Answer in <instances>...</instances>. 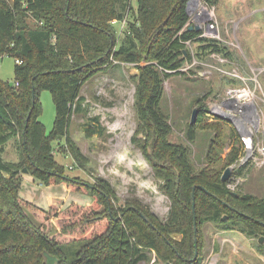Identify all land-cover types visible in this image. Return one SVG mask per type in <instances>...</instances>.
Segmentation results:
<instances>
[{
    "label": "trees",
    "instance_id": "1",
    "mask_svg": "<svg viewBox=\"0 0 264 264\" xmlns=\"http://www.w3.org/2000/svg\"><path fill=\"white\" fill-rule=\"evenodd\" d=\"M189 1L137 0L134 6L132 0H0V57L16 61L13 85L0 78V264H138L150 260L153 251L161 262L197 264L202 246L195 216L199 228L212 221L224 230L264 235V196L233 191L222 180L236 153L222 163L211 144L207 159L220 166L198 169L190 145L170 139L173 126L161 108L164 80L184 73L180 68L194 55L234 56L221 40L189 28ZM125 17L128 29L119 31L114 21ZM187 41L199 42L194 55ZM122 63L139 69L132 76L138 118L133 141L170 199L164 219L138 201L118 207L119 196L108 180L96 176L94 183L82 182L55 157L53 142L64 137L74 161L84 165L85 156L69 136L74 112H87L81 88ZM42 90L51 92L55 104L49 133L40 120ZM203 99L197 100V122L189 124L190 142L209 111ZM214 125L220 138L221 127L209 124ZM10 141L17 145L18 160L4 157ZM25 168L45 185L87 192L92 200L86 205L73 201L65 209L28 201L20 196ZM195 185L204 188L197 186L193 193ZM196 239L199 253L193 260Z\"/></svg>",
    "mask_w": 264,
    "mask_h": 264
},
{
    "label": "rangeland",
    "instance_id": "2",
    "mask_svg": "<svg viewBox=\"0 0 264 264\" xmlns=\"http://www.w3.org/2000/svg\"><path fill=\"white\" fill-rule=\"evenodd\" d=\"M136 1L133 0V4ZM200 5L214 11L220 34L218 40L224 42L234 56L228 58L221 54H209L197 58L196 63L183 70L184 73L172 74L164 80L161 108L173 126L170 139L190 145L198 169L207 165L209 169L220 166L221 162L207 159L211 144L218 147L216 151H219L218 157L222 158V163H225L228 155L236 153L235 160L226 166L233 167V173L227 180L231 189L263 197L264 0H201ZM115 25L119 28L121 23L116 22ZM119 45L120 41L116 47ZM198 45L196 41L190 43L193 54L197 52ZM219 57L226 59L225 62ZM189 63H183V68ZM15 64L13 57H0L2 80H15ZM138 72L134 64L122 63L95 75L82 86L81 95L89 102L87 112H74L69 136L85 156L84 165L80 167L74 161L66 138L54 141L53 146L56 160L65 165L69 176L91 183L95 182L96 176L104 178L113 185L119 196L116 202L118 207L129 201H138L164 219L169 212L170 199L163 192L161 181L155 177L152 165L133 141L138 118L135 108L136 84L132 76ZM229 89H247L253 95L241 103L229 102L225 100ZM203 97L201 104L209 110L215 105L222 108L225 102L232 108L233 116H239L242 120L240 123L229 122L208 111L205 121L197 129L196 140L190 142L187 133L192 111L197 107V100ZM40 100V120L49 133L55 119L51 92L42 90ZM212 123H219L220 138L217 136V126H209ZM92 126L95 130L89 134ZM245 131L252 133L253 144L248 148L241 138ZM140 139H143L142 136ZM4 157L8 160L19 159L14 141L6 146ZM22 177L20 196L45 209L51 203L65 209L73 201L86 205L92 200L87 192L70 191L57 184L45 185L28 172H24ZM197 228L202 246V257L197 264H264V248L259 247L264 245V241L259 243L260 237H264L261 233L248 236L239 229L224 230L212 221ZM151 256L150 260H142L138 264L161 262L155 251Z\"/></svg>",
    "mask_w": 264,
    "mask_h": 264
},
{
    "label": "built area",
    "instance_id": "3",
    "mask_svg": "<svg viewBox=\"0 0 264 264\" xmlns=\"http://www.w3.org/2000/svg\"><path fill=\"white\" fill-rule=\"evenodd\" d=\"M132 3H133V0H132ZM200 3H201V0H190L189 1L188 7H189L190 20L187 25L200 24L203 27L201 36L213 37L217 39L220 38V34L218 32L216 21L214 18V11H211L208 7L201 6ZM114 22L121 23L119 31H124L128 29V18L127 17H125L121 21L115 20ZM190 43H191L190 41H187V44L189 46H190ZM213 55L218 56L217 53H213ZM219 58L223 62H225L224 60H226V59H222L221 57ZM197 60H198L197 57L194 55L189 65H187L185 69L183 68V66L180 69L181 70L189 69L190 65L196 63ZM229 73L233 74L231 72ZM243 94H246V95H243ZM252 95L253 93L251 91H247V89H229L225 95V100L229 102L241 103V102H244L252 98ZM232 111H233L232 108L224 102V105L222 108L217 107L215 105L214 107L210 108L209 113L223 120L224 118H222L221 116L231 118L232 119L231 122L240 123L242 119L239 116L234 117ZM251 136H252L251 132L245 131L244 135H242L241 137L247 148L253 144V140ZM70 167L73 168V165H71ZM229 186L231 187L230 183H229Z\"/></svg>",
    "mask_w": 264,
    "mask_h": 264
},
{
    "label": "water",
    "instance_id": "4",
    "mask_svg": "<svg viewBox=\"0 0 264 264\" xmlns=\"http://www.w3.org/2000/svg\"><path fill=\"white\" fill-rule=\"evenodd\" d=\"M188 13H189V7H188ZM189 28H190V29L195 28L197 31H201L203 27H202V25H200V24H196V25H190ZM10 85H13V82H10ZM198 113H199V110H198L197 107H195V108L193 109V111H192V115H191V120H190V123H191V124H194V123L197 122ZM221 117L224 118L226 121H229V122L232 121V119L229 118V117H224V116H221ZM24 172H27V169H26V168L24 169ZM232 173H233V167H232V166H228V167L225 169V171H224V173H223V175H222V180H223V181H227ZM87 184L90 185V186H93V185L90 184V183H87ZM161 185H162V184H161ZM197 186H199V187H201V188H204V186H202V185H195V186L193 187V193L195 192V189L197 188ZM194 199H195V197H194ZM195 207H196V203H195V201H194V202H193V212H194V215H195V212H196ZM230 207H231V206H230ZM130 208H133V209L138 210L134 205H131ZM240 214L245 215V213H243V212H240ZM140 215H141L145 220H147V218L144 216V214H143L142 212H140ZM120 217H122V215H120L119 218H120ZM224 218H225V217H224ZM262 223L264 224V222H262ZM197 230H198V228H197L196 216H195V235H197ZM259 241L262 243V242L264 241V237H260ZM195 248H196V251H195V256H194L193 260H195V259L198 257V253H199V252H198V242H197V239L195 240ZM154 264H171V262H158V263H154Z\"/></svg>",
    "mask_w": 264,
    "mask_h": 264
},
{
    "label": "bare ground",
    "instance_id": "5",
    "mask_svg": "<svg viewBox=\"0 0 264 264\" xmlns=\"http://www.w3.org/2000/svg\"><path fill=\"white\" fill-rule=\"evenodd\" d=\"M246 95V94H243ZM221 110V109H220ZM131 111V110H130ZM222 111V110H221ZM119 113V112H118ZM126 119V118H125ZM121 122V119L119 120V123ZM127 123V122H126ZM113 126V125H112ZM131 126V125H130ZM122 127V126H121ZM117 128V127H116ZM122 130V129H121ZM124 132V131H123Z\"/></svg>",
    "mask_w": 264,
    "mask_h": 264
},
{
    "label": "crops",
    "instance_id": "6",
    "mask_svg": "<svg viewBox=\"0 0 264 264\" xmlns=\"http://www.w3.org/2000/svg\"><path fill=\"white\" fill-rule=\"evenodd\" d=\"M134 6H136L137 5V1H136V4H133ZM114 24H116V22H114ZM120 28V27H119ZM41 185H43V184H41ZM63 186V185H62Z\"/></svg>",
    "mask_w": 264,
    "mask_h": 264
}]
</instances>
